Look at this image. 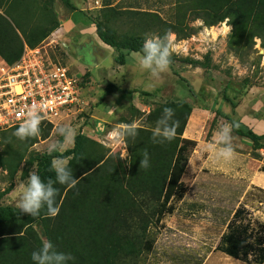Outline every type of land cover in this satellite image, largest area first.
I'll list each match as a JSON object with an SVG mask.
<instances>
[{
	"label": "trees",
	"instance_id": "16d2710c",
	"mask_svg": "<svg viewBox=\"0 0 264 264\" xmlns=\"http://www.w3.org/2000/svg\"><path fill=\"white\" fill-rule=\"evenodd\" d=\"M34 1L0 0V59L7 64L18 59L23 45L36 46L57 27L51 11H44L38 23L30 25ZM60 2L73 9L69 0ZM225 19L232 28L227 40L232 52L250 49L254 38L264 51V0H172L167 20L155 13L104 4L93 26L97 39L116 52L114 63L122 65L130 52L142 57L148 34L162 37L170 30L177 40H185L196 33L191 22L199 20L208 28ZM190 64L200 67L197 62ZM115 90L112 84H106L103 96ZM165 107L175 111L176 138L156 143L154 131L139 128L135 139L127 141L128 160L81 132L76 133L71 148L42 154L27 152L37 137L20 140L14 135L18 126L8 129L9 135L0 133V169L9 178L22 164V175L34 166L42 180L55 181L52 161L61 158L79 180L74 188L54 183L59 207L54 218L47 215L46 209L33 218L19 208L0 207V264H33L31 254L49 241L57 251L74 257L69 264H136L138 256L149 250L147 228L169 213V201L183 189L180 177L195 146L194 141L182 137L191 110L186 102H163L145 115V121L156 124ZM218 115L228 124H238L232 134L244 143L264 140V134L252 132L225 114ZM40 127L43 140L51 125ZM145 151L150 157L147 169L140 167ZM245 211L240 206L233 210L214 249L246 264H264V231L251 234L248 222L243 221ZM34 225L40 227L44 243ZM193 262L199 264L200 259Z\"/></svg>",
	"mask_w": 264,
	"mask_h": 264
},
{
	"label": "rangeland",
	"instance_id": "374dc122",
	"mask_svg": "<svg viewBox=\"0 0 264 264\" xmlns=\"http://www.w3.org/2000/svg\"><path fill=\"white\" fill-rule=\"evenodd\" d=\"M69 1L73 9L65 7L60 0H35L31 8L33 19L29 22L30 25L38 23L44 11H51L56 21L62 15L76 12L75 15L79 18L85 17L93 24L97 21L104 4L116 9L129 8L155 13L162 20H167L172 7V0ZM75 24L72 32L65 35L67 43L64 39L61 42H65L63 44L66 46L65 51L64 49L59 51L55 46L49 49V54L55 61L68 66L71 74L80 79V96L85 100L89 99L88 110L74 112L54 120L48 136L40 140L39 135L36 142L28 148V153H46L53 145L62 144L63 137L58 134V129L70 126L76 133L89 134L92 136L90 139L112 153L118 152L121 157L124 154L123 146L112 145L108 133L117 125L130 124L134 121L138 123L139 128L154 131L157 123L146 122L145 115L166 101H183L190 108L196 107L204 111L203 114L207 117L202 124L205 126V135L202 138L204 141H210L213 132H218L222 126L228 124L218 114H225L235 121L256 123L255 130L260 132L259 134H264V51L260 48L258 39L252 40L250 49L242 48L235 54L227 47L230 33L226 36L222 33L221 23L207 28L202 26L199 20H195L190 26L196 33L185 40L176 39V43L181 47L173 54L174 60L168 71L156 78L148 76V72H144L142 67L137 68L139 73L133 75L132 81L128 78L126 83L138 90L130 91L133 94L121 101L114 95L107 99L104 105V87L110 82L109 79H100L104 78L109 67L114 70L116 52L103 45L95 33H80L86 24L78 25L77 22ZM123 28L124 26L121 30ZM76 33L78 38L73 42ZM52 36H55V32ZM47 37L44 38L43 44L50 40ZM69 56L76 62L75 65ZM193 62H197L200 67H193L190 64ZM77 68L84 69L89 75L88 73L79 75ZM124 69L129 70L128 66ZM127 73L130 74L129 71ZM91 114L93 125L89 124ZM0 133L9 135L8 130ZM1 137L0 135V141ZM231 143L236 154L232 160L234 168L232 171L235 172L231 173V178L215 173L209 174L197 159L198 164L189 163L183 178L180 177L183 189L168 203L169 213H166L160 222L151 223L147 228L145 239L149 243V250L138 256L136 264H194L193 261L185 260L159 261L156 253H159L158 256H166L167 253H193L200 259L217 244L231 213L239 206L246 210L243 221L248 222L251 234L257 235L264 231V223L257 219L258 214H264V187L254 185L258 181H264V140L253 143L247 150L243 149V144L247 143L242 139L232 137ZM10 147L15 149L14 145ZM69 148L70 145H65L58 151L62 152ZM242 156L243 161H240ZM212 157L210 161L212 167L221 168L223 160ZM194 169L196 171H193ZM21 170L22 164L9 178L5 171L0 169L1 208H18L17 203L25 189L29 172L35 168L34 166L28 168L25 175L21 174ZM33 228L44 243L40 227L34 225Z\"/></svg>",
	"mask_w": 264,
	"mask_h": 264
},
{
	"label": "clouds",
	"instance_id": "9594fccd",
	"mask_svg": "<svg viewBox=\"0 0 264 264\" xmlns=\"http://www.w3.org/2000/svg\"><path fill=\"white\" fill-rule=\"evenodd\" d=\"M221 31L226 36L232 32L231 25L227 19L221 22ZM181 45L176 43L175 34L170 30L161 36L146 37L142 46V58L140 65L143 69L148 70L153 77L159 76L168 71L173 63V54L179 51ZM114 110V109H113ZM23 122L19 124L14 135L20 140L38 137L41 133L42 115L38 109L30 107L24 114ZM175 111L172 108L165 107L163 115L157 121V126L153 132V142L163 143L171 142L176 138L178 121L173 120ZM238 124H225L216 133L214 142L210 143L208 151L216 160L229 162L235 158V152L232 147V132ZM139 125L137 122L130 124H120L115 126L109 133V142L114 146H123L124 154L121 159L128 160L127 141L135 139L138 135ZM58 134L63 137V143L53 145L50 151L63 149L65 145L74 142L76 132L70 126H62L58 129ZM150 157L147 151L143 153L140 160V167L147 169L150 166ZM52 168L55 172V181L51 178L45 182L35 171L29 172L25 189L17 203L21 213L28 214L33 218L40 215L41 211L46 209L49 217H56L59 214V207L56 204L58 189L54 183L67 185L74 188L79 182L74 178L73 172L68 168L64 159L57 158L52 162ZM86 175V174H85ZM257 219L264 223V214H258ZM71 255L56 250L52 242H46L43 246L31 254L33 264H69L73 260Z\"/></svg>",
	"mask_w": 264,
	"mask_h": 264
},
{
	"label": "built area",
	"instance_id": "2783aa9c",
	"mask_svg": "<svg viewBox=\"0 0 264 264\" xmlns=\"http://www.w3.org/2000/svg\"><path fill=\"white\" fill-rule=\"evenodd\" d=\"M52 35L45 44L42 40L32 48L23 45L20 56L11 64L0 59V131L19 126L23 114L33 106L43 117L41 125H51L61 116L84 110L80 79L49 54L55 46L65 51V45L55 42Z\"/></svg>",
	"mask_w": 264,
	"mask_h": 264
},
{
	"label": "crops",
	"instance_id": "0c3cea01",
	"mask_svg": "<svg viewBox=\"0 0 264 264\" xmlns=\"http://www.w3.org/2000/svg\"><path fill=\"white\" fill-rule=\"evenodd\" d=\"M76 12H72L66 15H62L58 18V26L56 27V29L52 32L54 35L55 32V38H57L56 42L61 43L62 40L64 39V41H66L65 39V35H68L69 33L72 32V30L76 27L75 22H77V24H86L85 28H82L80 30V33L82 34H94V27L93 24L87 19V18H79L77 15H75ZM88 25V26H87ZM79 33V34H80ZM96 36V35H95ZM78 38V35L76 33V37H74L72 39V41L74 42L76 39ZM97 38V37H96ZM67 43V41H66ZM63 44H65V42H63ZM75 45V43H74ZM104 45V44H103ZM106 46V45H105ZM66 48V46H65ZM86 54V53H85ZM141 56L140 54L136 53V52H130L125 56V61L122 65H115L114 70L110 69V67L106 70L105 74H104V78L100 79V80H104V79H109L110 84H112L115 87V91L109 93L108 95L105 96V100L103 101V104L105 105L107 99L113 97L114 95L117 96V99L121 101V99H125L127 98L129 95L133 94L130 93V91H134V90H138V88L136 87H129L126 83V80L129 78L131 79V81L133 80V75L136 73H139V70H137V68H141L140 65V60H141ZM69 59L71 60L70 56ZM72 61V60H71ZM72 63H74L75 65V61H72ZM112 66V65H111ZM129 68V70H125L124 67ZM78 69V68H77ZM144 72H148V76L151 75L150 72L148 70H144L142 69ZM79 71V75L80 73H88L86 72L84 69ZM127 71L130 72V74L127 73ZM126 72V75H124V73ZM116 73V74H115ZM89 75V73H88ZM90 79V81L92 82L91 78L88 77ZM112 80V81H111ZM96 83V82H95ZM103 88H101L102 91ZM122 95V97H121ZM84 101L86 102V105L83 107V109H87L88 110V102L89 99L86 98V100L84 99ZM204 111L200 110L198 108H192L190 110V114L188 116V119L186 121L185 127L182 131V137L191 141L195 142V146L194 149L192 150V152L189 154L187 161H186V165L184 168V172L187 171V168L189 166V163H196L198 164V161H200V165H202V167L204 166L206 170H208L209 174H218V175H222L223 177H227V178H231L232 176V172L234 173L235 171L234 168H232V160L229 162H225L222 161V167L218 168V167H212L211 162L212 159V153L208 151V145L210 143L214 142V138L216 136L217 132H213L212 133V137H210V141H204L202 138L205 135L204 131H205V126L203 127V123H205V120L207 119L206 116H204ZM90 120H89V124L93 125V115L91 114L89 116ZM237 121V120H236ZM240 124H242L243 126H245L246 128L250 129L252 132L259 134L258 131H256L255 129H257L256 123L255 124H249L246 121L243 120H239L237 121ZM85 127L88 128V125H86ZM83 135L92 138V136H90L89 134H86L84 132H82ZM262 134V133H261ZM233 139H237L240 137L232 134ZM70 146H72V144H69ZM68 145V146H69ZM252 144H243V149H249V146ZM240 148V147H239ZM214 158V157H212ZM214 160V159H213ZM243 161V156L241 157L240 161ZM215 163V161H213ZM218 166V165H217ZM193 171H196L195 169ZM184 172L182 174V178L184 176ZM181 178V180H182ZM194 179V178H193ZM193 179L191 181H193ZM259 179H262V177H259ZM180 180V181H181ZM263 181V180H262ZM260 183V184H258ZM258 183H254V185H257L258 187H264V181H258ZM216 244L214 245V247H212L210 250H208L206 252V254H204L201 258H200V263L199 264H246L244 262H241L237 259L231 258L217 250H215ZM159 253H156L157 256V260L159 261H171V260H185V261H198L197 255L193 254V253H167L166 256H158ZM212 259V260H210Z\"/></svg>",
	"mask_w": 264,
	"mask_h": 264
},
{
	"label": "water",
	"instance_id": "95a60500",
	"mask_svg": "<svg viewBox=\"0 0 264 264\" xmlns=\"http://www.w3.org/2000/svg\"><path fill=\"white\" fill-rule=\"evenodd\" d=\"M56 10L58 11V7L56 6Z\"/></svg>",
	"mask_w": 264,
	"mask_h": 264
}]
</instances>
